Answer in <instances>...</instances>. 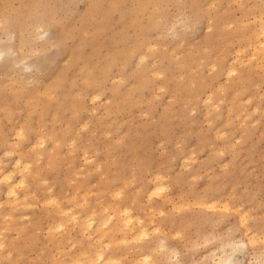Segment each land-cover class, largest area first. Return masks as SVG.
I'll return each mask as SVG.
<instances>
[{"label": "rangeland", "instance_id": "374dc122", "mask_svg": "<svg viewBox=\"0 0 264 264\" xmlns=\"http://www.w3.org/2000/svg\"><path fill=\"white\" fill-rule=\"evenodd\" d=\"M263 25L264 0H0V165L29 163L0 264H63L90 240L122 264H264Z\"/></svg>", "mask_w": 264, "mask_h": 264}, {"label": "bare ground", "instance_id": "6f19581e", "mask_svg": "<svg viewBox=\"0 0 264 264\" xmlns=\"http://www.w3.org/2000/svg\"><path fill=\"white\" fill-rule=\"evenodd\" d=\"M239 22V21H238ZM244 23V22H243ZM242 24V23H241ZM155 26V25H154ZM254 31V30H253ZM252 31V32H253ZM256 31V30H255ZM262 33L263 34V36H264V25L262 26V29L258 32V33ZM259 34H257V36H258ZM139 42V41H138ZM137 42V45H141V44H139ZM255 43V42H254ZM253 43V45H256V44H254ZM251 45V44H250ZM264 46V38H263V40H258V42H257V45L254 47L255 48V50H253V52L251 53L252 55L254 54V53H256V51L258 50L256 47H259V46ZM148 46V45H147ZM146 46V47H147ZM150 46H152V45H150ZM152 47H150V49H151ZM154 48V47H153ZM245 49V48H244ZM153 50V49H152ZM239 50V49H238ZM241 51H242V49H241ZM240 51V52H241ZM244 51V50H243ZM171 52V51H170ZM239 52V51H238ZM239 52V53H240ZM258 52V51H257ZM172 53V52H171ZM237 53V52H236ZM144 55V54H143ZM143 55H141L139 58H138V60L141 62V65H142V63H143V59L144 58H146L145 57V55L143 56ZM239 55V54H238ZM255 55H257V53L256 54H254V56ZM144 58H143V57ZM240 56V55H239ZM253 56V57H254ZM263 56V55H262ZM3 53L0 51V62L2 61V59H3ZM222 57V55L220 56V58ZM238 57V56H237ZM253 57H252V59H253ZM258 58V57H257ZM225 59V58H224ZM202 60V59H201ZM242 60V59H241ZM138 61V62H139ZM258 61V60H257ZM140 62H139V64H140ZM229 62H231V61H229ZM242 63V61H240V63L239 64H241ZM212 65H213V63H211ZM140 66V65H139ZM138 66V67H139ZM213 67H214V65H213ZM229 68H228V70L229 71H235L236 70V64H232V65H230V66H228ZM256 67V66H255ZM227 70V71H228ZM228 71V73H230ZM143 72H144V68L140 71V74L142 73L143 74ZM155 71H153V73H154ZM156 72H157V70H156ZM158 73H160V72H158ZM227 73V72H226ZM228 73H227V75H228ZM139 80L140 81H142V76L140 75L139 76ZM140 83V82H139ZM140 85V84H139ZM258 85V84H257ZM193 92H192V94H191V99L192 100H194L195 98H197V95H199V93H198V89H193L192 90ZM236 93H237V91H236ZM239 93V92H238ZM96 96H97V94H95ZM95 95H94V99H95ZM212 95V94H211ZM234 95V94H233ZM98 97V96H97ZM199 97V96H198ZM235 97H237V96H235ZM93 98V97H92ZM211 98V96H210V94L209 93H207V96H206V98H204L205 100L206 99H210ZM204 99H203V101H204ZM211 100V99H210ZM209 100V101H210ZM207 102V101H206ZM205 101H204V104L206 103ZM203 103V102H202ZM206 106V105H205ZM210 106V105H209ZM215 106V105H214ZM255 107H256V105H254ZM260 106V105H259ZM215 108V107H214ZM208 109V108H207ZM254 110V109H253ZM252 110V111H253ZM256 110V109H255ZM212 111V110H211ZM207 114H208V111H207ZM5 152H7V153H11L12 151H7V150H5ZM13 153V152H12ZM192 156H193V153L191 154ZM187 157V156H186ZM185 158V157H184ZM23 159V156L21 155V154H19L18 155V157L16 158V160L13 162L14 164H13V168H11V169H8V168H6L4 165H0V171H1V178H0V181L1 180H4V193H5V201H3V200H1L0 201V210L1 209H3V207H5V205L7 204V202L9 203V202H12V203H16V204H20L21 202V200L23 199H21L20 198V195H19V192H18V189H17V187H18V185H21V184H24L25 183V181H26V177H27V175L26 174H23L24 172H25V169H28L29 168V163L28 162H25L24 160H22ZM88 159V158H87ZM191 159V158H190ZM185 160L186 161H188L187 160V158H185ZM181 161H182V159H181ZM23 163V164H22ZM184 163V162H183ZM21 164V165H20ZM145 164H139L138 166L139 167H142V168H145V166H144ZM184 165V164H183ZM119 170L122 172V173H124L125 171H126V169H127V167H128V164L127 163H119ZM16 169H18V172L20 171V172H22V175H21V178L20 179H15V177H14V171H16ZM28 171V170H27ZM26 173V172H25ZM196 175V174H195ZM193 176V175H192ZM144 176H142V178H143ZM153 177L155 178L154 180H152L148 185H149V195L147 196L148 198H150L151 197V195H152V193H154V194H160V192L162 191V189H164V183H162V182H160V181H162L161 179H163V175L160 173V172H156V173H153ZM151 179V178H150ZM144 181H145V179H143L142 180V182L144 183ZM142 183V184H143ZM165 187H166V185H165ZM168 187H169V185H168ZM139 189V188H138ZM157 191V190H159L158 191V193L157 192H155V191ZM137 191H139V190H137ZM154 191V192H153ZM164 191V190H163ZM119 192V191H118ZM118 192L116 191V192H114V193H117L118 194ZM121 192V191H120ZM162 193V192H161ZM77 195V194H76ZM75 195V196H76ZM114 195H116V194H114ZM26 196V195H25ZM25 196H23V197H25ZM73 197V196H72ZM152 198V197H151ZM168 198H169V195H168ZM201 198V197H200ZM73 199V198H72ZM71 199V200H72ZM75 200V199H74ZM149 200H151V199H149ZM171 200V199H170ZM26 201V200H25ZM48 201V200H47ZM46 201V199H45V201H43V203H45V202H47ZM27 202V201H26ZM59 202V201H58ZM12 203H10L11 205H12ZM42 203V202H41ZM42 203V204H43ZM54 203H56V202H54ZM77 203V202H76ZM201 202L199 201V204H200ZM206 202H202L201 204L203 205V204H205ZM15 204V205H16ZM29 205L30 203H25V205ZM21 205V204H20ZM26 205V206H27ZM19 206V205H18ZM57 206H58V203H57ZM106 206V205H105ZM176 206V205H175ZM107 207V206H106ZM109 207V206H108ZM107 207V208H108ZM183 207V206H182ZM185 207V206H184ZM106 208V209H107ZM153 208V207H152ZM181 208V207H180ZM59 209V208H58ZM61 209V208H60ZM113 209V208H112ZM126 209V208H125ZM57 210V209H56ZM161 210V209H160ZM99 211H100V209H99ZM102 211H104V210H102L101 209V212ZM106 211V210H105ZM121 211V210H120ZM119 211V212H120ZM159 211V210H158ZM162 211V210H161ZM56 212V211H55ZM59 212H63V210L61 209V210H59ZM129 212H131V211H129ZM128 212V213H129ZM57 213V212H56ZM92 213H94V212H92ZM91 213V214H92ZM96 213H98V212H96ZM108 213V212H107ZM106 213V214H107ZM111 213V212H110ZM120 213H122V211L120 212ZM119 213V214H120ZM127 213V211L125 212V216L128 214H126ZM60 214V213H59ZM90 214V215H91ZM102 214V213H101ZM113 214H114V212H113ZM112 214V215H113ZM118 214V215H119ZM89 214H88V216L87 215H84V216H87L86 218H88L89 220H91V221H88L87 219L85 220L86 222L88 221L89 223V225L86 223V225L88 226V228H89V226L90 225H92L91 223H93V217L92 216H90ZM93 215V214H92ZM95 215V214H94ZM106 216V215H105ZM105 216L102 218V219H104V220H100L98 223H97V226H95L94 228L96 229V231L94 232V233H96V232H98V233H101V235L102 234H104V233H102V232H99V231H102L103 229H102V225H107L106 223H107V220H105ZM130 217L129 218H127L126 217V219H125V217L122 219V218H119L117 221H116V223H115V225H114V227H113V229H117V230H120V231H122L123 232V230H121L120 228L122 227V226H125V228L126 227H129L128 229H129V231L131 230V232H132V226H135L134 224H132V226H131V224H130V220L132 219L131 218V215H129ZM240 216V215H239ZM79 217V216H78ZM81 217V216H80ZM89 217H92L91 219L89 218ZM108 217H109V214H108ZM110 217H111V215H110ZM109 217V218H110ZM112 217H114V216H112ZM111 217V218H112ZM134 217V216H133ZM77 219V218H76ZM81 219V218H80ZM82 219H85V217L84 218H82ZM81 219V220H82ZM106 219H108L107 217H106ZM79 220V219H78ZM78 220H77V222H78ZM142 220L143 219H139L138 218V221L140 222V224L142 225V231L141 232H145L146 231V228H145V224L142 222ZM96 221V220H95ZM94 221V222H95ZM137 221V223L139 224V222ZM84 222V221H83ZM132 222L134 223V221L132 220ZM131 222V223H132ZM81 223V230H82V235L83 236H85V230H87L86 228H87V226H85V222L84 223H82V222H80ZM83 224V225H82ZM59 225V228H64V226L65 225H63V224H58ZM80 225V224H79ZM61 226H63V227H61ZM67 227V226H66ZM92 227V226H91ZM103 227H105V226H103ZM144 227V228H143ZM112 228V227H111ZM92 229V228H91ZM65 230V229H64ZM112 230V229H111ZM134 230V229H133ZM88 231V230H87ZM104 231H107L106 229L104 230ZM103 231V232H104ZM128 230H125V232H127ZM140 231V230H139ZM138 231V232H139ZM68 232H69V230H68ZM141 232H139V233H141ZM94 233H93V235H94ZM137 233V232H136ZM139 233H137L138 235H139ZM69 234H70V232H69ZM67 235V234H66ZM93 235H89V236H93ZM251 235V234H250ZM88 236V235H87ZM98 236H100V235H98ZM105 236V235H104ZM137 235H135V237H136ZM95 238H97V237H95ZM94 238V239H95ZM80 239V238H79ZM98 239H100V238H98ZM103 239V238H102ZM255 239V238H254ZM81 241V240H80ZM0 245H1V242H0ZM164 245V244H163ZM163 245H161V247L163 246ZM89 247H90V249H92L90 252L89 251H85L84 250V252L82 253H80V254H82L81 256H75V257H77V258H75V257H73L72 259H71V261H66L65 263L63 262V264H122L121 263V261L120 260H118V259H115L114 257L113 258H109V257H106L105 256V254H104V252H102V251H100L99 250V248H98V246L96 245V240H90L89 241ZM100 248H101V245H100ZM172 249V248H171ZM170 249V250H171ZM175 251L177 252V250L175 249ZM211 251V250H210ZM10 252V251H9ZM8 252V253H9ZM175 252V253H176ZM225 252V251H224ZM174 253V254H175ZM223 253V252H222ZM178 255V254H177ZM213 255H214V252H213ZM149 256V255H148ZM148 256H147V258H148ZM175 256V255H174ZM204 256V255H203ZM206 256V255H205ZM170 257V256H169ZM217 257H218V259H217ZM216 258H214V260H215V264H245V263H241V262H238V261H236L235 260V258H234V255L231 253H225V254H222V255H219V256H217ZM250 258V257H249ZM120 259V258H119ZM149 259V258H148ZM258 259V258H257ZM145 260L146 261H149V260H147L146 259V256H145ZM250 261H251V259H250ZM195 262V261H194ZM140 263V262H139ZM142 263V262H141ZM197 263V262H196ZM260 263V262H259ZM143 264V263H142ZM148 264V263H147ZM193 264H195V263H193ZM202 264H210V263H207V262H204V263H202ZM212 264V263H211ZM250 264H253L252 263V261L250 262Z\"/></svg>", "mask_w": 264, "mask_h": 264}]
</instances>
